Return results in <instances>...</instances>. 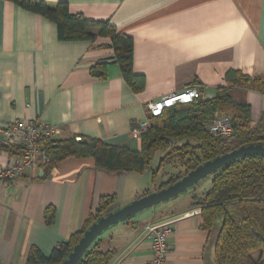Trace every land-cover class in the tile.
I'll use <instances>...</instances> for the list:
<instances>
[{
  "label": "crops",
  "instance_id": "obj_1",
  "mask_svg": "<svg viewBox=\"0 0 264 264\" xmlns=\"http://www.w3.org/2000/svg\"><path fill=\"white\" fill-rule=\"evenodd\" d=\"M35 1L53 8L66 3L73 15L108 22L130 35L133 70L144 78V88L137 92L127 83L114 63L111 40L99 36V30H89L94 41L63 42L54 23L0 0V128L16 120L41 122L57 130L55 141L100 140L140 151L146 132L134 131L142 123L151 125L149 103L189 89L198 90L201 100H214L219 87H229L231 72L264 79V0ZM99 64H106L105 79L92 74ZM230 93L249 104L256 125L264 115V93L250 88H231ZM9 156L0 153V173ZM159 167L160 162L156 177L168 174ZM174 168L159 183L155 172L151 182V167L144 173L107 171L92 157H71L52 171L41 165L14 181H0V263L27 264L33 250L50 257L82 234L103 198H114L108 214L116 212L184 173ZM210 187L106 230L94 245L113 253L109 264H147L153 258L148 228L169 224L174 233L165 264H217L222 221L213 231L204 229L198 205Z\"/></svg>",
  "mask_w": 264,
  "mask_h": 264
},
{
  "label": "trees",
  "instance_id": "obj_2",
  "mask_svg": "<svg viewBox=\"0 0 264 264\" xmlns=\"http://www.w3.org/2000/svg\"><path fill=\"white\" fill-rule=\"evenodd\" d=\"M7 1L54 23L59 40L63 42L94 41L96 37L89 30H99V36L111 40L114 63L120 66L124 79L134 91L143 90L144 78L136 76L133 70L134 39L130 35L119 33L108 22H95L82 15H73L66 3H58L53 8L45 1ZM105 69L106 64H99L93 68L92 74L105 79ZM226 78L229 87H219L214 100L197 99L192 104L166 110L160 117H151L150 128L142 136L140 151L108 145L100 140L53 141L44 146L50 161L43 168L49 172L68 158L92 157L99 168L107 171L144 173L151 167L155 155L162 153L164 156L158 172L165 165H170L181 167L184 173L171 176L160 187L161 190L202 164L243 146H264V115L253 125L249 104L236 101L230 93L231 88H250L264 93V79H251L241 72H231ZM217 113L233 114L231 119L236 132L230 143L215 138L208 132V124ZM0 149L10 155L22 153L20 147ZM156 174L155 172V178ZM215 174L210 189L200 198L198 205L203 208L204 229L213 231L217 221H222L215 244L217 264H264V157L254 155L236 160ZM114 203V198H103L97 212L91 213L85 222L82 234L73 236L69 243L56 248L48 258L38 250L31 251L27 264H63L84 233L108 214ZM48 220L50 221V216ZM99 246L93 243L79 264H109L113 253L102 252Z\"/></svg>",
  "mask_w": 264,
  "mask_h": 264
},
{
  "label": "built area",
  "instance_id": "obj_3",
  "mask_svg": "<svg viewBox=\"0 0 264 264\" xmlns=\"http://www.w3.org/2000/svg\"><path fill=\"white\" fill-rule=\"evenodd\" d=\"M200 92L189 89L178 94H171L158 101L149 103L147 111L151 117H160L166 110L192 104L200 99ZM150 123L141 124L140 129L135 130L140 135L149 130ZM208 132L211 136L228 143L235 136V127L232 119L225 115L216 114L208 124ZM57 130L41 122L26 123L13 121L0 128V148L20 147V155H10L7 165L0 173V181H14L23 177L27 172L33 171L38 166H44L50 158L44 151V146L56 140ZM3 152L0 149V153ZM173 228L169 224H156L148 228V238L153 253L152 261L147 264H165L169 251V239L173 235Z\"/></svg>",
  "mask_w": 264,
  "mask_h": 264
},
{
  "label": "water",
  "instance_id": "obj_4",
  "mask_svg": "<svg viewBox=\"0 0 264 264\" xmlns=\"http://www.w3.org/2000/svg\"><path fill=\"white\" fill-rule=\"evenodd\" d=\"M259 155L264 157V146L249 145L243 146L226 155L218 157L212 161H208L197 169L188 172L176 183L162 188L158 192L151 193L116 212H112L107 216L95 222L85 233L73 252L69 255L63 264H79L86 252L102 233L112 226H116L122 222L132 219L141 212L162 203L169 202L178 198L180 195L187 193L191 188L197 185L201 180L225 167L226 165L249 156ZM43 171L40 178L43 177ZM1 264V263H0Z\"/></svg>",
  "mask_w": 264,
  "mask_h": 264
},
{
  "label": "rangeland",
  "instance_id": "obj_5",
  "mask_svg": "<svg viewBox=\"0 0 264 264\" xmlns=\"http://www.w3.org/2000/svg\"><path fill=\"white\" fill-rule=\"evenodd\" d=\"M234 96L236 97V99L241 100V98L238 97L237 94L234 93ZM217 114L225 115V116H228V117H230V118H233V117H231V116H233L232 113H217ZM162 155H163L162 153H157L156 156H155V158H154V161H153L152 166H151V169H150V170H152V171H150V173H149V174H150V177H151V182L153 181V174H152V172H155V171L157 170V168H158V166H159L160 158L162 157ZM177 168H178V167H177ZM164 169H165V171H166L168 174H164V173H162L160 176L156 177V181L158 180L159 183H161V180H164V179L162 178L163 175H165L164 178H166L167 175H172V174H174V173H175V170H176L174 167H172V166H170V165H165V166H164ZM163 171H164V170H163ZM215 176H216V174H211V175L207 176L206 178H204L203 180H201L197 185H195L193 188H191L187 193L182 194V195H180V196L183 197V196H185L186 194H190V193L192 192V190H196V191H198V192H201V191L204 190L205 188L210 187L211 182H212V180H213V178H214ZM143 213H144V212H141V213H139V214H143ZM139 214H138V216H139ZM135 217H136V216H135ZM135 217H133V218H135ZM133 218H132V219H133ZM136 219H138V217H136L134 220H136ZM122 223H124V222H122ZM122 223H120V224H122ZM118 225H119V224H118ZM116 226H117V225H116ZM111 228H114V226L110 227L109 229H111ZM109 229H108V230H109Z\"/></svg>",
  "mask_w": 264,
  "mask_h": 264
}]
</instances>
